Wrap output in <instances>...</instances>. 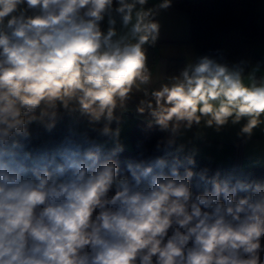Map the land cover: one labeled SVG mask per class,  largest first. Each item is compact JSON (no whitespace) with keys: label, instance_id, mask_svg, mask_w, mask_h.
Wrapping results in <instances>:
<instances>
[{"label":"clouds","instance_id":"clouds-1","mask_svg":"<svg viewBox=\"0 0 264 264\" xmlns=\"http://www.w3.org/2000/svg\"><path fill=\"white\" fill-rule=\"evenodd\" d=\"M171 6L0 0V264H264V182L217 173L211 191L193 200L191 170L143 186L151 166L138 163L131 179H117V165L95 152L91 165L72 163L58 176L20 162L16 137H28L33 122L50 133L63 108L110 123L136 93L137 111L164 129L232 124L251 135L264 126L259 63L201 56L172 74L153 70L148 49Z\"/></svg>","mask_w":264,"mask_h":264},{"label":"trees","instance_id":"trees-1","mask_svg":"<svg viewBox=\"0 0 264 264\" xmlns=\"http://www.w3.org/2000/svg\"><path fill=\"white\" fill-rule=\"evenodd\" d=\"M258 3L259 0H172L170 8L188 17V40L179 45L194 50L195 62L201 56H208L229 64L259 63L264 69V58L257 50L264 46V15L258 14ZM184 64L182 59H169L167 74L177 72ZM69 140L70 148L66 146ZM17 141L24 146L22 164L47 170L53 175L72 163L91 165L92 161L87 158L89 152L98 153L100 162H114L117 178L131 179L130 168L138 163L151 166L152 173L142 177L143 186H150L156 175L183 180L191 170L193 175L188 180L193 200L211 191V178L217 173L221 178L231 179L232 183L236 179L264 182V163L223 167L195 153L177 150L168 153L163 128L141 119L131 121L126 144L86 148L73 138L63 112L58 116L57 128L52 130L50 143L30 137H21ZM189 159L193 163H189ZM173 170H176L175 176ZM201 176L206 178L201 179Z\"/></svg>","mask_w":264,"mask_h":264},{"label":"crops","instance_id":"crops-1","mask_svg":"<svg viewBox=\"0 0 264 264\" xmlns=\"http://www.w3.org/2000/svg\"><path fill=\"white\" fill-rule=\"evenodd\" d=\"M155 2L156 0L150 1V4ZM157 19L161 24L160 39L155 47L148 49L149 63L154 71L167 74L169 59H182L186 63L192 58V48L179 45L188 40V17L183 12L169 8L162 11ZM102 27L107 29V18L102 23ZM117 28H119V20ZM261 55L264 58V53ZM195 60L196 57L193 63ZM140 96V93H136L123 108L118 106L110 123L93 124L90 123L86 114L78 110L70 111L63 108L59 109L56 119L60 112H63L73 138L86 148L126 144L131 121L141 119L155 122L148 112L141 114L137 111ZM104 123H108L111 129L109 134L102 133ZM117 129L119 130L118 137L114 135ZM27 130L30 133L28 137L50 143L52 132H47L39 122L28 125ZM163 130L166 136L165 150L168 153L174 150L195 153L223 167L239 168L264 163V126L254 129L251 135L241 133L240 126L232 124L224 125L218 131L214 127L205 128L195 125L191 129L181 127L176 131L171 128H163ZM21 137L24 136H18L16 139ZM181 145L184 146L182 150H180ZM218 157L220 159L215 160Z\"/></svg>","mask_w":264,"mask_h":264},{"label":"rangeland","instance_id":"rangeland-1","mask_svg":"<svg viewBox=\"0 0 264 264\" xmlns=\"http://www.w3.org/2000/svg\"><path fill=\"white\" fill-rule=\"evenodd\" d=\"M150 1H155V0H150ZM157 1V0H156ZM257 11H258V14L259 15H264V0H259V3H258V6H257ZM191 48V47H190ZM258 52H260V53H264V46H262V47H259L258 49ZM192 57V58H191ZM191 60H187L186 62H188V61H191V62H193V60H194V57H195V52H194V50L192 49V55H191ZM127 146H128V144H127ZM224 156V155H223ZM221 157V156H220ZM217 159H220L219 157L218 158H215V160H217ZM64 171L67 173L68 171H69V166H66L65 168H64ZM56 176H58L59 174H55ZM117 179H121V178H117Z\"/></svg>","mask_w":264,"mask_h":264}]
</instances>
